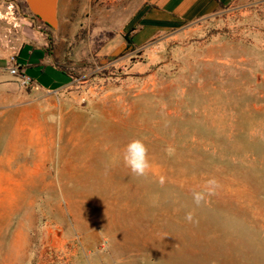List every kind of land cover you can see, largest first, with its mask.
Wrapping results in <instances>:
<instances>
[{
  "label": "rangeland",
  "instance_id": "1",
  "mask_svg": "<svg viewBox=\"0 0 264 264\" xmlns=\"http://www.w3.org/2000/svg\"><path fill=\"white\" fill-rule=\"evenodd\" d=\"M141 5L73 0L48 27L67 75L31 68L70 82L55 113L0 109V264H264V0L137 45Z\"/></svg>",
  "mask_w": 264,
  "mask_h": 264
},
{
  "label": "crops",
  "instance_id": "2",
  "mask_svg": "<svg viewBox=\"0 0 264 264\" xmlns=\"http://www.w3.org/2000/svg\"><path fill=\"white\" fill-rule=\"evenodd\" d=\"M15 1L19 3L22 15L16 22L0 19L1 112L7 114L35 111L53 114L56 108L55 92L70 82L55 88L57 82L54 81L51 86L53 88L49 89L31 74V68L37 67L41 71L39 77H56V72L58 75H67L57 64L53 65L51 62L53 54L49 51V28L38 20L34 10L46 16H58L63 10L66 15L72 11L73 0H64L63 3L62 0H57L56 3L54 0ZM239 1L241 0H141L142 5L134 16L140 21V28L135 33V44L143 45L159 33L185 29L232 8ZM84 2L91 7L92 0ZM110 49L111 43L102 48L101 54H108ZM28 50L30 51L26 55ZM13 56H17L19 62L25 65L27 75L34 81L28 89L23 88L19 79L8 71L9 59ZM56 79L60 80L58 77ZM2 160L8 162L12 159L6 154Z\"/></svg>",
  "mask_w": 264,
  "mask_h": 264
},
{
  "label": "clouds",
  "instance_id": "3",
  "mask_svg": "<svg viewBox=\"0 0 264 264\" xmlns=\"http://www.w3.org/2000/svg\"><path fill=\"white\" fill-rule=\"evenodd\" d=\"M54 119V118H50ZM174 148L168 147L166 152L168 155L174 154ZM123 161L127 167L130 168L132 174L138 177L146 176L152 168V164L149 159L148 148L143 139H133L131 140L123 150ZM160 183H164V178L160 177ZM208 185L210 186L208 194L210 195L212 189L217 187V182L209 180ZM194 203L199 206L205 200V193L203 192H193ZM186 219L191 222L193 220V215L189 212L186 215Z\"/></svg>",
  "mask_w": 264,
  "mask_h": 264
},
{
  "label": "built area",
  "instance_id": "4",
  "mask_svg": "<svg viewBox=\"0 0 264 264\" xmlns=\"http://www.w3.org/2000/svg\"><path fill=\"white\" fill-rule=\"evenodd\" d=\"M16 2L13 0H0V19L16 20L18 12L16 10ZM8 71L11 75L17 77L23 88H30L34 81L27 75L26 67L19 62L17 56H13L9 59Z\"/></svg>",
  "mask_w": 264,
  "mask_h": 264
},
{
  "label": "water",
  "instance_id": "5",
  "mask_svg": "<svg viewBox=\"0 0 264 264\" xmlns=\"http://www.w3.org/2000/svg\"><path fill=\"white\" fill-rule=\"evenodd\" d=\"M55 3L57 2V0H54ZM36 15H38V20L43 23L45 26L49 27V28H56L58 25V19L57 16L55 14H52L50 16H46V15H42L41 12L34 10ZM120 50H118L115 54H117Z\"/></svg>",
  "mask_w": 264,
  "mask_h": 264
},
{
  "label": "flooded vegetation",
  "instance_id": "6",
  "mask_svg": "<svg viewBox=\"0 0 264 264\" xmlns=\"http://www.w3.org/2000/svg\"><path fill=\"white\" fill-rule=\"evenodd\" d=\"M16 5H17V8H19V3L18 2H16Z\"/></svg>",
  "mask_w": 264,
  "mask_h": 264
},
{
  "label": "trees",
  "instance_id": "7",
  "mask_svg": "<svg viewBox=\"0 0 264 264\" xmlns=\"http://www.w3.org/2000/svg\"><path fill=\"white\" fill-rule=\"evenodd\" d=\"M133 31H135V29H133ZM128 40V39H127ZM129 42L131 43V41L129 40Z\"/></svg>",
  "mask_w": 264,
  "mask_h": 264
}]
</instances>
